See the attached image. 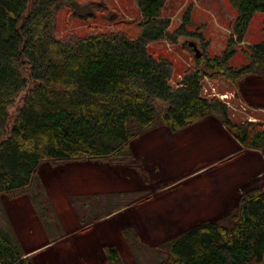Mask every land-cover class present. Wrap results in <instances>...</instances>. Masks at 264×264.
I'll list each match as a JSON object with an SVG mask.
<instances>
[{
  "label": "trees",
  "instance_id": "1",
  "mask_svg": "<svg viewBox=\"0 0 264 264\" xmlns=\"http://www.w3.org/2000/svg\"><path fill=\"white\" fill-rule=\"evenodd\" d=\"M78 1L0 0V195L29 194L40 221L50 225L45 191H33L41 186L45 162H125L146 133L165 127L176 134L210 118L230 129L242 148L264 154V127L233 124L227 104L202 93L205 78L235 86L250 77L264 79V40L249 47L247 64L230 65L255 14L264 15V0H229L237 18L226 50L214 59L195 55L193 69L175 88L172 62L155 58L148 47L194 36L186 29L191 9L175 34L162 15L166 0H133L141 16L133 25L121 23L107 33L91 26L84 36L59 37L61 10L67 9L68 25L95 19L93 12H77ZM21 95L13 117L10 110ZM238 202L225 218L200 222L165 244L168 257L160 264H264V187L246 189ZM98 216L89 211L85 219H104ZM105 253L108 264H124L114 247ZM24 256L0 229V264H31Z\"/></svg>",
  "mask_w": 264,
  "mask_h": 264
},
{
  "label": "rangeland",
  "instance_id": "2",
  "mask_svg": "<svg viewBox=\"0 0 264 264\" xmlns=\"http://www.w3.org/2000/svg\"><path fill=\"white\" fill-rule=\"evenodd\" d=\"M78 3L80 15L93 12L95 19H75L68 25L67 9L61 10L59 37L70 33L84 36L91 26L113 32L116 25H133L141 18L133 0ZM188 9L191 23L186 29L194 36H177L174 44L165 40L148 47L155 58L172 62L170 85L174 88L193 69L196 51L214 59L226 50L237 18L229 0H166L162 15L171 21V33L178 30ZM129 31L134 33L135 29ZM263 40L264 15L256 13L244 41L235 47L231 67L239 69L247 64L249 47ZM204 44L208 45L206 50ZM202 93L226 103L233 124L254 122L264 127L262 77H250L237 86L227 80L205 78ZM23 96L10 110L13 117ZM235 147L242 153L223 160ZM131 151L133 157L119 163L45 162L38 173L41 186L33 191L42 196L35 189H44L42 200L52 223L40 221L29 194H3L0 229L10 234L31 264H108L107 247H114L124 264H160L168 257L164 246L169 241L202 221L223 219L234 212L236 207L227 202L232 194H243L240 185L247 179L249 164L259 169L256 180L261 185L264 179V154L242 148L231 130L213 118L176 134L159 127L136 140ZM250 158L254 159L251 163ZM87 199L95 200L87 203ZM238 200L234 197L235 206ZM121 207V211L108 215ZM89 211L104 219L90 223L92 220L85 219ZM109 221L113 222L107 224Z\"/></svg>",
  "mask_w": 264,
  "mask_h": 264
},
{
  "label": "crops",
  "instance_id": "3",
  "mask_svg": "<svg viewBox=\"0 0 264 264\" xmlns=\"http://www.w3.org/2000/svg\"><path fill=\"white\" fill-rule=\"evenodd\" d=\"M208 120V119H207ZM216 128H217V130L219 131V132H221V133H225L221 128H218V126L216 125ZM224 136V135H223ZM238 147H235L234 148V151L231 153V154H228V155H226L224 158H223V160L224 159H226V158H228L229 156H232V157H235V156H238V155H240L242 152H240V154L238 153V149H237ZM161 154H163V152L161 153ZM261 155V154H260ZM263 158V157H262ZM222 159V158H221ZM240 159V158H239ZM241 159H244V158H242L241 157ZM252 160H254L253 158H250V160H248L249 161V163H251V162H253ZM264 160V159H263ZM250 166H249V168H248V176H247V179L245 180V182H243L240 186H241V189L240 190H246V189H249V188H253V187H257V186H259V187H264V179H263V183H262V185H261V183L259 182V181H257L256 180V178L258 177V174H259V172L260 171H258L259 169L257 168L256 169V167H254V166H252L251 164H249ZM256 171H258V172H256ZM256 172V173H255ZM234 197H237V198H239V196L237 195H235V194H232L231 196H230V199L228 200V202L227 203H230V202H232V203H230L231 204V206L233 207V208H235V207H237V206H235V203H233V201H234ZM237 201V200H236ZM235 202V201H234ZM236 209V208H235ZM215 220V219H214ZM208 221V220H207ZM113 222V221H112ZM112 222H106L107 224L109 223V224H111ZM202 222H204V221H202Z\"/></svg>",
  "mask_w": 264,
  "mask_h": 264
},
{
  "label": "water",
  "instance_id": "4",
  "mask_svg": "<svg viewBox=\"0 0 264 264\" xmlns=\"http://www.w3.org/2000/svg\"><path fill=\"white\" fill-rule=\"evenodd\" d=\"M196 55L198 56V57H200L201 55L196 51Z\"/></svg>",
  "mask_w": 264,
  "mask_h": 264
}]
</instances>
